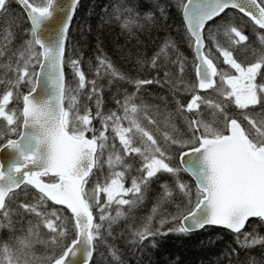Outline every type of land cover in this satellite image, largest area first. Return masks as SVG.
<instances>
[{
    "label": "snow or ice",
    "instance_id": "snow-or-ice-1",
    "mask_svg": "<svg viewBox=\"0 0 264 264\" xmlns=\"http://www.w3.org/2000/svg\"><path fill=\"white\" fill-rule=\"evenodd\" d=\"M12 3L0 0V264H142L169 235L210 228L231 235L216 264H264V0H174L175 29L160 0H116L91 79L70 41L80 0H16L20 17ZM106 27L129 67L104 54Z\"/></svg>",
    "mask_w": 264,
    "mask_h": 264
},
{
    "label": "trees",
    "instance_id": "trees-1",
    "mask_svg": "<svg viewBox=\"0 0 264 264\" xmlns=\"http://www.w3.org/2000/svg\"><path fill=\"white\" fill-rule=\"evenodd\" d=\"M115 2L116 0H81L78 16L72 22L71 45L76 50L77 55L83 58V70L88 79L93 78L95 74L97 24L106 11H111V6ZM140 3L144 8H147L150 0H140ZM160 3L165 5L167 12L170 14L169 23L173 24V29H175L178 22L176 9L174 6L168 7V5H174V0H160ZM12 11L17 17L22 15L20 7L14 0ZM89 26H91V31ZM81 29L85 33L84 36H81ZM153 35L155 36L156 34L153 33ZM100 39L103 41V52L105 55L113 59L118 67H129L119 57L120 49L125 46L126 41L119 34L118 28L106 27L100 33ZM152 46V41H148L147 48L151 50ZM181 50L189 57V65H191V52L187 44L181 45ZM125 51H127L126 48ZM89 61L93 65L91 68L89 67ZM65 74L69 83H72V71L67 64H65ZM192 76L194 79V70ZM103 82L106 85V81ZM146 87L149 90H159L155 85ZM114 91L115 89L113 88ZM112 94L105 86V109L115 107ZM230 241L231 235L223 229L210 228L207 231L201 230L190 238L169 235L160 241L158 247L145 251L142 257V264H216V258L220 255L224 245ZM252 254L256 257L260 255L258 249H254ZM127 259L131 261V264H138L136 258L129 256Z\"/></svg>",
    "mask_w": 264,
    "mask_h": 264
},
{
    "label": "water",
    "instance_id": "water-1",
    "mask_svg": "<svg viewBox=\"0 0 264 264\" xmlns=\"http://www.w3.org/2000/svg\"><path fill=\"white\" fill-rule=\"evenodd\" d=\"M14 1L16 2V0H14ZM239 14L242 15V13H239ZM33 95L34 96H38L39 95V89H38V92L37 93H33ZM6 156H7V153L3 149H0V163L4 162V159H5ZM57 207H60V206H57Z\"/></svg>",
    "mask_w": 264,
    "mask_h": 264
}]
</instances>
